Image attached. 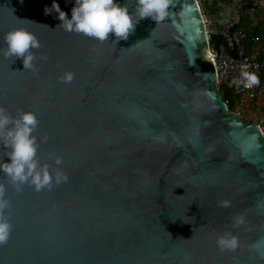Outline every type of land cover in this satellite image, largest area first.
<instances>
[{"label": "water", "instance_id": "1", "mask_svg": "<svg viewBox=\"0 0 264 264\" xmlns=\"http://www.w3.org/2000/svg\"><path fill=\"white\" fill-rule=\"evenodd\" d=\"M54 2L71 16L75 0H0V105L37 115L40 161L68 176L16 192L0 172L13 226L0 264H264V135L218 91L198 0H170L116 44L65 31ZM117 3L136 19L135 0ZM16 27L42 45L32 70L3 55ZM224 232L235 251L218 249Z\"/></svg>", "mask_w": 264, "mask_h": 264}, {"label": "clouds", "instance_id": "2", "mask_svg": "<svg viewBox=\"0 0 264 264\" xmlns=\"http://www.w3.org/2000/svg\"><path fill=\"white\" fill-rule=\"evenodd\" d=\"M170 0H135V16L129 13L128 4L117 3V0H75L69 17L59 8L55 2L52 10H55L60 20V26L67 32L82 34L94 38L103 43L109 39V35L115 36V44L134 32L136 24L145 18L159 21L167 15ZM50 10L45 9L48 13ZM6 48L3 55L6 58H20L24 69L35 68L33 61L36 59L32 49L42 47L38 38L32 32L16 27L7 31L4 35ZM42 59L47 60L46 56ZM36 74V73H34ZM242 81L245 88H252L259 84V77L254 72L242 71ZM74 73L66 70L58 77L61 83H71ZM39 120L32 111L17 110L16 115L11 114L0 105V145L7 150L4 155L7 162H0V172H3L8 184L16 192L23 190L24 185L33 188L34 191L51 190L55 186L66 183L68 176L59 167L50 171L47 162H41L38 157L39 143L34 133L37 131ZM46 139V138H45ZM59 166L63 163L62 157H51ZM5 183L0 182V246L6 245L10 239L12 224L6 214L10 209V200L6 197ZM221 207H230V202L223 200ZM175 222V220H172ZM184 222V221H183ZM187 223V222H185ZM244 223L243 216L237 214L233 219V226L239 227ZM171 236V234L169 233ZM216 244L221 252L235 251L239 246L238 237L230 232L219 234Z\"/></svg>", "mask_w": 264, "mask_h": 264}, {"label": "built area", "instance_id": "3", "mask_svg": "<svg viewBox=\"0 0 264 264\" xmlns=\"http://www.w3.org/2000/svg\"><path fill=\"white\" fill-rule=\"evenodd\" d=\"M199 3V1H198ZM264 14V2L254 0H234L232 3L221 7L218 15L225 19L222 28V35L226 45L231 49H237L238 55L234 56L225 51H215L213 61L217 75V85L219 83L230 87L239 96V103L245 104L256 97L264 96V47L260 54L243 53L242 40L246 33L237 26L240 17L245 14ZM254 72L259 77V84L252 88H245L242 81V71ZM257 124L264 135V116L255 117L252 121Z\"/></svg>", "mask_w": 264, "mask_h": 264}, {"label": "trees", "instance_id": "4", "mask_svg": "<svg viewBox=\"0 0 264 264\" xmlns=\"http://www.w3.org/2000/svg\"><path fill=\"white\" fill-rule=\"evenodd\" d=\"M198 1L202 14L206 19H208L206 28L208 31V41L211 51L215 52L222 50L234 56H237V49L229 48L222 37V28L225 23V19L217 15L218 9L231 2L232 0H220L222 1V4L214 3L215 0ZM253 16H256V18H254ZM253 16L250 14H245L240 17V20L237 24V26L244 29L246 32L242 44L244 54L253 53L257 46L258 49L264 47V14L262 15L261 13H255ZM257 18H259L260 20H257L256 22L255 19ZM260 53L261 50L260 52H257V54ZM217 87L222 99L227 104L229 113L238 112L241 116L239 108L245 105L239 103V96L225 84L219 83ZM253 104L254 101H251L248 106L244 107V109L246 110L247 107H253ZM244 120L248 123L253 121V119L251 118H247Z\"/></svg>", "mask_w": 264, "mask_h": 264}, {"label": "crops", "instance_id": "5", "mask_svg": "<svg viewBox=\"0 0 264 264\" xmlns=\"http://www.w3.org/2000/svg\"><path fill=\"white\" fill-rule=\"evenodd\" d=\"M232 1H234V0H232ZM254 1L264 2V0H254ZM231 2H229V3H231ZM214 3L222 4V1L215 0ZM229 3H227V4H229ZM253 17L256 18V16H253ZM257 20H260V19L259 18L255 19L256 22H257ZM260 50L261 49H258V46H257L254 53L260 52ZM251 101H254L253 107H247V109L244 110V112H243L246 115V117L254 119L255 117H258V116H264V96L263 97H256L255 99H253ZM251 101L245 103V106H248ZM250 111H252V112H250Z\"/></svg>", "mask_w": 264, "mask_h": 264}, {"label": "rangeland", "instance_id": "6", "mask_svg": "<svg viewBox=\"0 0 264 264\" xmlns=\"http://www.w3.org/2000/svg\"><path fill=\"white\" fill-rule=\"evenodd\" d=\"M207 20H208V19L205 20V23L208 22ZM207 32H208V31H207ZM244 105H245V104H244ZM244 107H245V106L240 107V108H239V111H240V113H241L242 118L247 119L246 115L243 113L244 110H245ZM243 109H244V110H243ZM250 112H252V111H250Z\"/></svg>", "mask_w": 264, "mask_h": 264}, {"label": "bare ground", "instance_id": "7", "mask_svg": "<svg viewBox=\"0 0 264 264\" xmlns=\"http://www.w3.org/2000/svg\"><path fill=\"white\" fill-rule=\"evenodd\" d=\"M233 2V1H232ZM231 2V3H232ZM230 4V3H229ZM226 5H228V4H226ZM225 6V5H224ZM220 9V8H219ZM219 9H218V11H219ZM217 15H218V12H217ZM219 16V15H218ZM203 18H204V21L206 20V18L204 17V15H203ZM206 24V23H205ZM238 24V23H237ZM239 27V26H238ZM242 29V28H241ZM244 30V29H243ZM245 31V30H244ZM246 33V32H245ZM222 37H223V35H222ZM224 39V38H223ZM225 41V40H224ZM226 43V42H225ZM242 44H243V40H242ZM262 48L263 47H261L260 49L262 50ZM243 50V49H242ZM210 58H211V54H210ZM234 91V90H233ZM235 92V91H234Z\"/></svg>", "mask_w": 264, "mask_h": 264}]
</instances>
